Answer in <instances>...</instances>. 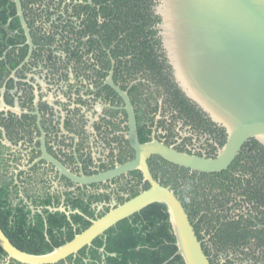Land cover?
<instances>
[{
  "label": "flooded vegetation",
  "instance_id": "af4514ba",
  "mask_svg": "<svg viewBox=\"0 0 264 264\" xmlns=\"http://www.w3.org/2000/svg\"><path fill=\"white\" fill-rule=\"evenodd\" d=\"M121 3L22 0L33 46L17 10L8 20L0 11V184L9 183L6 202L0 204V227L28 255H46L72 242L112 207L151 186L139 168L88 183L46 158L82 178L137 157L126 103L110 78L129 94L141 143L157 139L181 152L215 157L227 140L223 126L190 99L189 105L178 97L182 90L168 61L171 83L148 75V60L139 52L143 38L136 39L134 16ZM6 6L12 5L1 0L0 8ZM159 19L152 26L157 34ZM255 140L244 144L226 171L196 175L195 186L186 177L196 170L158 154L148 159L154 178L187 200L197 219L207 212L208 202L213 219L201 222L197 232L212 264H264V164L245 170L242 154L256 152ZM138 212V218L124 221L132 234L122 233V219L64 257L37 264H186L176 237L163 234L165 222L155 221L157 234L150 236L151 221ZM155 257L167 258L152 261ZM0 264L32 263L0 246Z\"/></svg>",
  "mask_w": 264,
  "mask_h": 264
},
{
  "label": "water",
  "instance_id": "95a60500",
  "mask_svg": "<svg viewBox=\"0 0 264 264\" xmlns=\"http://www.w3.org/2000/svg\"><path fill=\"white\" fill-rule=\"evenodd\" d=\"M157 1L155 12L161 20L158 35L175 82L187 98L226 129L225 144L217 156L207 157L178 151L157 139L141 143L129 94L110 78L108 82L126 103L129 138L137 157L117 169L82 178L73 176L53 157L46 155V158L73 179L88 183L139 168L150 182V188L112 207L75 240L46 255L32 256L19 251L0 227V246L17 260L32 264L54 262L118 221L160 202L168 207L178 252L185 263L212 264L183 202L173 189L154 178L148 159L158 154L179 166L213 173L228 169L250 139L255 138L264 146V0ZM14 2L27 41L33 46L22 0Z\"/></svg>",
  "mask_w": 264,
  "mask_h": 264
},
{
  "label": "trees",
  "instance_id": "16d2710c",
  "mask_svg": "<svg viewBox=\"0 0 264 264\" xmlns=\"http://www.w3.org/2000/svg\"><path fill=\"white\" fill-rule=\"evenodd\" d=\"M3 1L8 2L9 4L12 5L9 7L6 6L5 8H0V11H2V10L6 11V14L3 16V19L8 20L9 17H14L16 8L14 6L13 0H3ZM121 2H122L121 4L124 5V10L128 11L129 13H131L132 16H134L133 17L134 23H133L132 27H134L136 29L135 31L138 34H140V36H136V39L140 40V38H143V40L141 41L143 51H139V52L145 53L146 59L148 60V75L153 77V78H154V75H158L159 79L165 80V82L167 81V83H171V79L168 76L169 74H171V72L167 68L168 67L167 59L165 58L164 53H161L162 48H161L160 37L157 36L158 35L157 29L152 27L156 24V22L159 19L158 15L155 12L154 0H121ZM15 23L16 24L15 25L13 24V26L17 27L18 22H15ZM2 54H3V51L0 49V56ZM0 64H1V60H0ZM1 68H2V66H1ZM154 79L158 80V78H154ZM177 91H178V97L185 104L190 105V103H188L189 98L184 96L179 89ZM191 102L194 103L193 101H191ZM254 143H255V149L257 147L258 149H260L262 151L260 152V150L256 149V152H253L252 149H246L242 152L243 156L246 159V163H247L246 164L247 168L245 170L254 169L255 165H257L258 163L264 164V147L260 146V144L256 140L254 141ZM244 166L245 165H242V167H244ZM231 167L232 166H230V168ZM184 170L186 173H189V171H190L189 169H185V168H184ZM196 175H199L200 177L208 178L212 174L195 171L193 174L188 175V177H186L187 182L189 184L195 186V184L192 182V180ZM197 184H198V182H197ZM8 186H9L8 182L0 184V204H3L6 202L5 197L7 194V187ZM192 192L193 191L189 192V194H190L189 196H191ZM183 204L189 213L190 219H191V221L195 227L196 232L199 230V228H200L199 225L201 222L210 223L212 221L213 216L210 213V208H209L208 202L204 203L205 204L204 208L207 209V212L205 214H203L200 217V219H197L198 212L195 211V209H193V207H190V208L188 207L187 200H184ZM190 204H191V202H190ZM141 212L146 214L148 217V220L151 221L150 226H152V228L150 227L151 230L148 232L150 234V236H155L157 234V232L153 231V228H154L153 225H155V221L163 220V222H165L164 223V229L165 230H164L163 234L168 235L170 240H175V235H174L172 225L170 222L168 207L165 203L156 202V203L150 204L147 207L143 208L141 210ZM139 216H140L139 212H136V213L130 215L129 217L125 218L123 221L120 222L121 223L120 225L123 227V229H122L123 234H126V233L132 234L131 226L129 224L125 225L124 221L132 219V218H138ZM196 219H197V221H196ZM197 234H198V232H197ZM175 249H177L176 246L174 248H169L168 249L169 255L167 257H169L171 255V253H173L175 251ZM167 257H160V258L155 257L152 259V261H158V260L162 261Z\"/></svg>",
  "mask_w": 264,
  "mask_h": 264
}]
</instances>
